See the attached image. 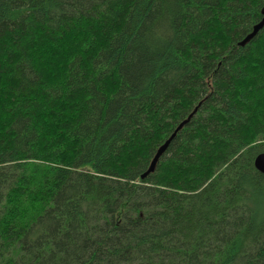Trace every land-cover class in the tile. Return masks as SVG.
Returning <instances> with one entry per match:
<instances>
[{
    "label": "trees",
    "instance_id": "obj_1",
    "mask_svg": "<svg viewBox=\"0 0 264 264\" xmlns=\"http://www.w3.org/2000/svg\"><path fill=\"white\" fill-rule=\"evenodd\" d=\"M262 19L0 0V264H264Z\"/></svg>",
    "mask_w": 264,
    "mask_h": 264
},
{
    "label": "water",
    "instance_id": "obj_2",
    "mask_svg": "<svg viewBox=\"0 0 264 264\" xmlns=\"http://www.w3.org/2000/svg\"><path fill=\"white\" fill-rule=\"evenodd\" d=\"M262 15H263V19H262V21L260 22V23H258L257 25H255L254 26V28H253V31H252V33H250L241 43H240V45L241 46H245L246 44H248L252 39H254L256 36H257V34L264 28V8H262ZM162 153V150L161 151H159V153L157 154V156H156V158H155V160L153 161V164L151 165V167H150V169H149V171L147 172V173H150V172H152L153 171V169H154V165H155V163H156V161H157V159H158V156L160 155ZM254 166H255V168H256V170L258 171V172H260L261 174H263L264 175V153H260L257 157H256V159H255V161H254ZM145 176H146V174H145ZM144 177V176H143Z\"/></svg>",
    "mask_w": 264,
    "mask_h": 264
},
{
    "label": "snow or ice",
    "instance_id": "obj_3",
    "mask_svg": "<svg viewBox=\"0 0 264 264\" xmlns=\"http://www.w3.org/2000/svg\"><path fill=\"white\" fill-rule=\"evenodd\" d=\"M248 7L255 11L256 7L264 8V0H248ZM65 264L67 262L65 261Z\"/></svg>",
    "mask_w": 264,
    "mask_h": 264
}]
</instances>
